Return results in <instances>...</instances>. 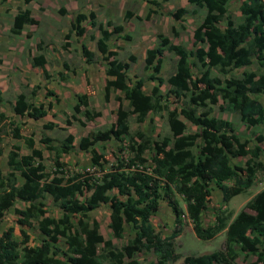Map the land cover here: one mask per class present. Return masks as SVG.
<instances>
[{"label": "trees", "instance_id": "1", "mask_svg": "<svg viewBox=\"0 0 264 264\" xmlns=\"http://www.w3.org/2000/svg\"><path fill=\"white\" fill-rule=\"evenodd\" d=\"M229 1L187 0L205 11L193 32L194 49L173 43L168 36L158 33L157 45L145 51L144 70L148 74L133 81L128 79L127 71L130 61L136 57L131 55L128 61L119 60L116 58L117 50L109 46L114 34L130 38L123 33V25L108 21L105 27L96 22L94 12L89 16L83 12L75 15L67 38L72 31L77 36L85 33L82 23L87 17L99 31L98 37L94 34L89 37L95 40L96 49L105 60L104 99L108 101L112 91L124 94L123 97H115L118 108L110 131L113 139H132L130 115H134L137 123H143L151 112L166 113L170 135L159 143L153 138L152 127L145 132L138 130L141 144L133 156L116 158L117 162L109 170L104 168V155L89 148L91 165L98 169V175H95L89 171L70 174L66 170V162L61 160V156L74 148L73 135L68 134L59 147L46 146L54 151V167L48 171L43 151L35 147L34 138L23 136L13 118L0 110V155L8 124L13 126L12 137L23 139L28 149V153L21 154L19 145L13 144L7 158L9 171L6 175L0 171V219L18 200L25 204L23 208H15L18 222L30 226L32 220L36 221L37 228L45 236L40 244L21 248V243L12 236L14 228L8 227L0 236V264H139L138 260L125 262V253L142 249L152 251L156 256V262L152 264H175L181 257L175 249V238L182 230L183 216L190 219L199 239H211L222 230H225L226 238L225 251L186 255L182 264H237L239 253L255 256L251 264H264V250L261 248L264 244V187L235 215L216 210L214 223L206 227L202 219V213L208 207L212 183L219 188L222 201L228 202L252 185L258 171L264 174V162L260 159L262 147L258 144L250 146L248 139L235 132L231 121L211 115V106L221 99L220 108L238 113L247 127L264 123V106L255 98V95L264 94V0L242 1L239 6L242 19L238 22L228 11ZM153 12L149 8L146 19ZM187 12L186 8L180 7L170 15L181 20ZM130 16L131 13L127 12L126 17ZM222 22L224 26H221ZM36 23L30 9L19 8L11 31L20 34L26 24ZM165 50L177 56L176 73L179 76L168 78L173 87L171 92L176 97L189 92L186 106L180 110L170 109L167 95L159 90L164 82L160 72L161 55ZM81 53L87 63L94 62L95 52L86 44L81 45ZM253 63L259 72L243 71L240 77L233 74L235 69ZM45 64L43 55L32 58V65L40 67L47 75ZM63 66L69 69L67 63ZM192 67L197 70L196 76H193ZM59 75L66 78L63 73ZM145 79L157 83L150 93L142 89ZM191 85L195 89H191ZM38 87L35 86L32 95ZM123 100L127 101V108L123 106ZM82 107H85L84 111ZM73 110L74 113H83L84 118L78 120L83 126L101 115L100 111H90L87 93L76 95ZM12 111L20 116L30 111L33 119L47 114L46 109L22 97L12 103ZM180 115L198 129L186 132V123ZM66 123H71L69 118ZM44 127L52 128L54 124L48 122ZM92 135L93 132L80 139V148L88 151L87 144ZM97 137L105 139L107 136L97 134ZM254 140L260 143L264 135L257 134ZM48 141L50 138L47 137L40 139L45 144ZM194 147L198 148L197 153ZM146 151L152 153V166H146ZM237 156L248 157L243 165H237L232 162V158ZM16 174L23 178L21 185H17ZM231 179L233 183L227 184L226 181ZM112 190L116 193L111 195ZM176 195L185 202L184 208ZM46 196L62 212L60 217L46 214V208L38 202ZM162 200L170 207L175 224L173 231L165 236L151 223V216L159 210ZM102 204H108L109 228L115 238L123 237L125 224L134 227V235L125 246L117 247L112 239H106L100 232L98 221L90 216V212ZM60 238L66 244L64 251L58 246ZM100 245L101 253L98 251Z\"/></svg>", "mask_w": 264, "mask_h": 264}, {"label": "rangeland", "instance_id": "2", "mask_svg": "<svg viewBox=\"0 0 264 264\" xmlns=\"http://www.w3.org/2000/svg\"><path fill=\"white\" fill-rule=\"evenodd\" d=\"M152 1L0 0V85L4 89L6 99H14V95L19 93V97L33 102L36 106L44 107L49 112L50 115L44 119V122L52 123L54 127L45 128L44 125H41L42 123L26 117L23 118L26 127L22 128L26 136H32L35 144L42 149L44 163L48 171H51L54 167V151L47 149L46 146L49 144L52 147H59L68 134L74 135V148L70 153H64L61 156L62 160L66 162V170L70 174L77 170L79 172H94L95 175H98V169L91 165L89 148H94L104 155L106 160L104 168L109 170L111 165L117 162L116 158L126 159L133 156L134 150L141 144V139L137 136L138 130L145 132V130L152 127L153 138L159 143H161L163 137L170 135L166 113L151 112L143 123H137L134 115H130L129 125L132 139L122 137L119 141L114 140L110 135V131L116 120V110L118 108L115 97L119 93L122 94V92L112 91L109 100L106 101L104 95L102 96L99 91L101 90L100 84L104 81L105 60L97 51L95 40H91L89 37L91 34L96 37L99 36V31L96 26L91 25V20L87 17L82 23L85 28V33L82 36H77L72 31L70 37H66V34L70 32L75 15L79 12H83L87 16L90 12H94L96 22L103 24L105 27H107L108 21L113 24H122L124 27L123 33L128 34L130 38L124 39L120 35L114 34L109 41L110 48L117 50L116 58L119 60L128 61L131 55L136 57L134 61H130V69L127 71L129 80L145 78L148 74L144 70L145 51L147 48L157 45L156 35L162 33L168 36L173 43L194 49L193 32L205 12L204 9L189 4L187 0H156L160 2V5ZM242 1L244 0H230L228 4V11L237 22L242 19L239 11ZM180 7L186 8L188 12L183 15L181 20H175L170 12H174ZM19 8L30 9L38 23L26 24L20 34H14L11 29L14 16ZM149 8L154 12L146 19ZM60 10L64 12L61 13ZM127 12L131 13L130 17H126ZM221 26H224V22L221 23ZM108 28L111 29L112 27ZM82 44H86L90 50L95 52L93 63L85 61L81 53ZM38 55H43L46 59L47 75L43 73L40 67L32 65V58ZM161 60L160 75L164 78V82L159 86V90L162 94L167 95L170 109L180 110L181 107L186 106L189 92L176 97L171 92L173 87L168 82L171 75L179 76L176 73L177 56L173 52L165 50L161 55ZM64 63L68 64L69 69L64 68ZM248 70L259 72L256 64L253 63L251 66L235 69L233 74L240 77L243 71ZM192 72L193 76H196L197 70L195 67H192ZM60 73H63L66 78H61ZM156 84L155 81L145 79L142 88L145 92L150 93L152 87ZM35 86L39 87L32 95ZM191 89H195L194 85H191ZM84 90H87L86 93L89 96L90 111H100L101 115L87 121L83 126L78 122V120L84 118L83 113H74L73 104L76 95ZM47 91L53 93L49 94ZM255 98L264 106V94L255 95ZM8 101L4 102L6 108L10 107L11 102ZM221 104L222 100L220 99L218 104L211 106V115L231 121L235 132L242 138L248 139L250 146L260 145L262 147L260 159L264 162V140L260 143L254 140L257 134L264 135V123L247 127L240 120L238 113L221 109ZM123 106L128 107L126 100H123ZM84 109L85 107H82L83 111ZM67 118L70 119V124L66 123ZM180 118L186 123V132H194L198 129L183 116L180 115ZM12 127L8 124L7 131L11 132ZM91 132H93V135L87 144L89 152L79 150L80 139ZM97 134L107 137L99 139ZM44 137L50 138L47 144L40 142V139ZM5 140L8 148V136ZM22 141L25 150L27 148L24 140ZM20 142L19 144H21ZM194 151L197 153L198 148L194 147ZM145 156L148 159L146 166H152V153L146 151ZM247 157H233L232 162L243 165ZM67 160L74 162L68 163ZM226 183L232 184L233 180H227ZM263 187L264 174L258 171L252 185L232 197L228 202H223L219 188L212 183L208 207L202 213L204 225L213 222L216 210H219L220 213L231 212L235 215ZM114 193H116V190L110 192L111 195ZM176 196L180 205L184 208L185 202L180 195ZM38 202L44 205L47 215L55 217L62 215V212L53 205L49 196L38 199ZM24 205V203L17 201L0 219V236L4 230L12 226L14 228L12 236L21 243V248L24 245H38L45 238L37 228L36 221L32 220L30 226L18 222L19 216L16 214L15 208H23ZM109 213L108 204H102L99 208L90 212V216L98 221L100 232L106 239L110 238L117 247H123L134 235V227L129 223L125 224L123 237L115 238L109 228ZM181 220L182 230L175 238V249L181 257L175 264H182L186 255L225 251L224 230L218 233L216 237L202 240L195 235L193 226L187 218L181 217ZM151 223L155 230L163 236L169 235L175 228L173 213L165 200L160 202L159 210L151 216ZM58 246L63 251L66 249L63 238L59 239ZM101 248L102 245L99 246V253L102 252ZM261 248L264 250V244ZM58 255L61 254L58 253ZM131 260H138L139 264H152L156 262V256L152 251L144 249L137 252L127 251L125 262ZM254 260L255 256L245 255L244 253H239L236 258L237 264H251Z\"/></svg>", "mask_w": 264, "mask_h": 264}, {"label": "crops", "instance_id": "3", "mask_svg": "<svg viewBox=\"0 0 264 264\" xmlns=\"http://www.w3.org/2000/svg\"><path fill=\"white\" fill-rule=\"evenodd\" d=\"M98 37V36H97ZM110 46V45H109ZM112 49V48H111ZM89 72H90V70H89ZM106 79H107V76H106V74H105V67H104V81H103V83H101L100 84V87H101V90H99L100 91V93H101V95L103 96L104 95V86H105V83H106ZM143 89V88H142ZM86 91L87 90H84V91H82L81 93H86ZM147 93V92H146ZM117 95H119L120 97H123L124 96V94L122 93H119V94H117ZM0 96H1V103H0V110L1 111H4L8 116H11L12 118H13V120L15 121V124L16 125H18L19 126V128H20V133L23 135V136H26V134L23 132V130H22V128L24 129V127H26V126H24V123H23V118H32V116H31V113L30 112H25L24 113V116H20V115H16V114H14L13 113V111H12V103L15 101V99L16 98H18L19 97V93L18 94H16V95H14V99H6L5 97H4V89L1 87V85H0ZM69 98V97H68ZM6 100H9L8 102H11L10 103V107H8V108H6L5 106H4V102H6ZM75 103H76V100L74 101V104L73 105H75ZM44 108V107H43ZM45 109V108H44ZM50 114H49V112H47V114L45 115V116H43V117H41V118H39V119H33L34 121H36V122H39V123H42L41 125H44L46 122H44L45 120L44 119H46L48 116H49ZM85 123H87V122H85ZM23 126V127H22ZM68 126H70V125H68ZM73 135V134H72ZM6 136H8V138H9V144H8V148L6 147V140H5V138H6ZM74 136V135H73ZM85 136V135H84ZM23 139H14L13 137H12V133L11 132H9L8 131V133H7V135H5L4 136V140H3V153L0 155V171H1V173L3 174V175H6L7 174V172L9 171V167H8V165H7V158H8V152H9V150L11 149V147H12V145L13 144H18L19 145V147H20V153L21 154H26V153H28V149H23V141H22ZM20 141H22V142H20ZM19 142L21 143V144H19ZM74 145V144H73ZM35 147L36 148H39V149H41L39 146H37L36 144H35ZM76 148V147H75ZM79 150H83V151H87V150H84V149H82V148H78ZM71 152V151H70ZM70 152H68V153H70ZM87 152H89V151H87ZM61 160H62V158H61ZM64 161V160H63ZM67 162L68 163H73L74 161H72V160H67ZM45 164V163H44ZM46 165V164H45ZM77 171V170H76ZM16 179H17V185H21L22 183H23V178L19 175V174H16ZM18 200H16L15 201V203L17 202ZM183 218H187L189 221H190V219L187 217V216H183ZM191 222V221H190ZM214 223V220H213V222L211 223V224H213ZM192 224V223H191ZM211 224H208V225H211ZM203 225H204V222H203ZM208 225H204L205 227L206 226H208ZM193 228V227H192ZM225 231V230H224ZM214 237H216V236H214ZM225 238H226V234H225Z\"/></svg>", "mask_w": 264, "mask_h": 264}]
</instances>
